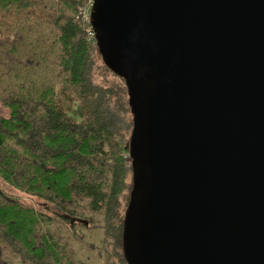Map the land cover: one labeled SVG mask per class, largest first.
I'll return each mask as SVG.
<instances>
[{"label":"water","instance_id":"obj_1","mask_svg":"<svg viewBox=\"0 0 264 264\" xmlns=\"http://www.w3.org/2000/svg\"><path fill=\"white\" fill-rule=\"evenodd\" d=\"M128 90L127 264H264V0H93Z\"/></svg>","mask_w":264,"mask_h":264},{"label":"trees","instance_id":"obj_2","mask_svg":"<svg viewBox=\"0 0 264 264\" xmlns=\"http://www.w3.org/2000/svg\"><path fill=\"white\" fill-rule=\"evenodd\" d=\"M92 1L0 0V179L54 208L0 191V264H127L132 115Z\"/></svg>","mask_w":264,"mask_h":264},{"label":"rangeland","instance_id":"obj_3","mask_svg":"<svg viewBox=\"0 0 264 264\" xmlns=\"http://www.w3.org/2000/svg\"><path fill=\"white\" fill-rule=\"evenodd\" d=\"M109 80L112 79L109 78ZM8 116H9V111L3 108L0 103V117L7 118ZM0 191L6 193L11 197H14L15 199L19 200L21 203L25 205L33 206L38 212L52 215V212L54 211V208L51 207L50 205H45L41 201L32 197H28L24 193H21L20 191L11 188L1 179H0Z\"/></svg>","mask_w":264,"mask_h":264}]
</instances>
